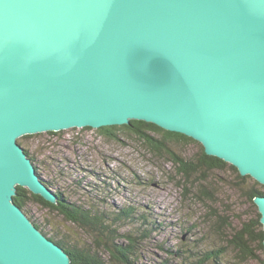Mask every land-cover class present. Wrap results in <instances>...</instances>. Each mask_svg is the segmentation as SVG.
<instances>
[{
	"label": "water",
	"instance_id": "obj_1",
	"mask_svg": "<svg viewBox=\"0 0 264 264\" xmlns=\"http://www.w3.org/2000/svg\"><path fill=\"white\" fill-rule=\"evenodd\" d=\"M131 120L264 185V0H0V264H73L14 202L58 200L19 138Z\"/></svg>",
	"mask_w": 264,
	"mask_h": 264
},
{
	"label": "rangeland",
	"instance_id": "obj_2",
	"mask_svg": "<svg viewBox=\"0 0 264 264\" xmlns=\"http://www.w3.org/2000/svg\"><path fill=\"white\" fill-rule=\"evenodd\" d=\"M52 132L56 133L22 136L19 142L28 147L36 159L38 174L55 193L64 191L71 201L94 206L107 217L110 228L104 229L99 242L102 232L83 230L40 204H29L28 217L33 216L50 235L96 250L106 264H125L112 258L104 247L105 242L114 243L105 238L107 235L127 245L122 236L125 234L136 239L138 254L131 258L134 264H200L197 256L201 253L225 246L224 239L216 233L217 226L225 225L229 219L238 224V217L255 211L241 195L243 189L236 185L230 168L195 174L196 179L188 180V184H194L192 191L185 190L184 178L169 153L158 151L130 129H114L113 134L92 127ZM148 134L170 141L169 147L185 159L199 157L204 147L199 141L167 140L155 131ZM253 181L252 178L249 183ZM128 206L132 208L130 219L124 216L114 223L115 212ZM220 254L219 261L225 264L235 261L230 250Z\"/></svg>",
	"mask_w": 264,
	"mask_h": 264
},
{
	"label": "trees",
	"instance_id": "obj_3",
	"mask_svg": "<svg viewBox=\"0 0 264 264\" xmlns=\"http://www.w3.org/2000/svg\"><path fill=\"white\" fill-rule=\"evenodd\" d=\"M116 129H130L133 132L138 133L145 137V140L149 142L158 151L162 150L169 153L171 161L178 166V171L184 178L185 184L183 188L188 191H192L194 184H188L190 177L196 179L195 174L202 173L204 170H224L230 168L234 172V177L236 180V185L242 187L243 193L241 195L245 196L249 205L252 206L255 211L249 212V216L238 217V224L234 222L227 221V223L221 227L217 226L216 233L224 239L225 246L219 247L218 250H210L201 255L197 256V260L200 264H205L209 261H218L219 264H225L219 261L220 253L231 251L234 254L235 260L233 263L229 262L226 264H249L251 261L257 262V264H264V225L261 222V213L258 210V206L255 204L254 199L258 195L264 196V185L260 184L252 176H243L240 174L239 170L232 164L226 162L225 160L217 157L208 155L205 152V148L202 146L199 157L185 159L169 147L170 141H164L162 138H156L148 134V131L159 132L164 136L165 139L172 141H183V142H198L192 137L185 134L172 132L166 130L154 123L147 122L144 120H131L130 124L124 125H113V126H103L100 128L101 131H106L109 133H114L113 130ZM51 133H56L52 132ZM30 135H25L24 137H29ZM25 151L30 155L32 162L36 159L30 154L28 147H24ZM35 164V163H34ZM38 168V165L35 164ZM254 179L253 183L250 184L249 181ZM45 182V181H44ZM197 183V180L196 182ZM198 184V183H197ZM190 186V187H188ZM209 191V189H208ZM57 195V203H51L43 198L39 194L33 193L30 189L24 186H17L16 195L14 196V202L19 205L27 214L28 206L30 203L40 204L42 207L47 208L51 211H56L69 223L75 224L83 230H88L89 228L96 232H102L99 234L98 241L101 242V238L105 235L104 229L109 230L110 225L108 224L107 217L100 212V210L94 208V206H86L84 204L73 202L66 192L59 191L55 193ZM131 207L123 208L117 211V216L114 218V223H118L123 220V217L130 216ZM28 215V214H27ZM35 225L51 240L59 244L70 256L73 264H106V260L102 254H99L96 250L85 249L82 246L73 245L65 237H59L56 234H51L47 231L45 227L34 220L33 216L30 217ZM246 218V219H244ZM127 219H130L129 217ZM220 222L221 218L218 219ZM109 232V231H108ZM95 233V232H93ZM111 235V233H110ZM126 244H122L119 238L110 239L109 235L105 237L107 240H114V243H104L107 251L112 258L122 261L125 264H134L131 258L137 257L136 239L130 235H122ZM223 249V250H221ZM226 249V250H224ZM262 253V254H261Z\"/></svg>",
	"mask_w": 264,
	"mask_h": 264
},
{
	"label": "bare ground",
	"instance_id": "obj_4",
	"mask_svg": "<svg viewBox=\"0 0 264 264\" xmlns=\"http://www.w3.org/2000/svg\"><path fill=\"white\" fill-rule=\"evenodd\" d=\"M26 152V151H25ZM26 154H27V156L31 159V157L28 155V153L26 152ZM32 160V159H31ZM33 161V160H32ZM33 164H34V162H33ZM35 165V164H34ZM35 172L37 173V175H38V177H39V179H40V181L43 183V184H45L47 187H48V189L49 190H51V191H53L54 193H55V191L53 190V189H51L42 179H41V177H40V175L38 174V170H37V167H35ZM23 210V209H22ZM24 211V210H23ZM25 212V211H24ZM31 220V219H30ZM32 221V220H31Z\"/></svg>",
	"mask_w": 264,
	"mask_h": 264
}]
</instances>
